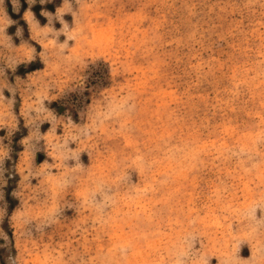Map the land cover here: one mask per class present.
I'll return each instance as SVG.
<instances>
[{
    "label": "rangeland",
    "instance_id": "rangeland-1",
    "mask_svg": "<svg viewBox=\"0 0 264 264\" xmlns=\"http://www.w3.org/2000/svg\"><path fill=\"white\" fill-rule=\"evenodd\" d=\"M0 264H264V0H0Z\"/></svg>",
    "mask_w": 264,
    "mask_h": 264
},
{
    "label": "flooded vegetation",
    "instance_id": "flooded-vegetation-1",
    "mask_svg": "<svg viewBox=\"0 0 264 264\" xmlns=\"http://www.w3.org/2000/svg\"><path fill=\"white\" fill-rule=\"evenodd\" d=\"M41 11V10H40Z\"/></svg>",
    "mask_w": 264,
    "mask_h": 264
}]
</instances>
